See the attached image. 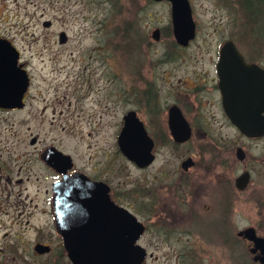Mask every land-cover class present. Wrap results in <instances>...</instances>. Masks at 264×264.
<instances>
[{"label": "rangeland", "instance_id": "1", "mask_svg": "<svg viewBox=\"0 0 264 264\" xmlns=\"http://www.w3.org/2000/svg\"><path fill=\"white\" fill-rule=\"evenodd\" d=\"M188 1L196 30L194 39L183 47L174 41L167 1L0 0V28L25 50L23 59L33 75L26 108L0 111V153L8 166H23L22 154L31 150V134L44 142L63 140L78 166L113 168L114 197L138 211L140 219L146 211L160 208L186 212L197 195L202 215L197 226L187 227L186 219L181 218L178 245L155 251L159 257L155 264H254L236 232L252 226L264 236V166L260 164L264 138L247 140L227 123L222 127L227 134L224 138L205 139L194 134L179 147L153 137L156 159L147 169L137 168L117 147L122 116L130 108L138 109L133 98L139 97L142 87H148L147 81L162 90L184 79L187 87L194 83L206 86L205 79L195 80L192 73L203 75L208 56L228 39L247 54L256 56V50L261 51L264 63V36L254 40L253 30L245 27L241 0ZM257 9V25L264 35V9L258 4ZM155 29L159 30L157 41L151 38ZM60 32L65 33V44L59 43ZM43 38L48 39L45 44ZM162 75L166 83L158 80ZM164 95L157 105L171 101ZM236 145L249 156L259 157L245 161L255 172L250 190L243 194H237L232 183L243 169L230 155ZM184 154L194 156L197 171L179 177V181L174 168L179 167ZM18 155L21 158H16ZM223 171L230 180L224 185L220 181ZM257 187L261 199L254 194ZM225 195L228 208L218 213L222 208L216 204ZM213 217H218V222L216 218L209 221ZM205 220L209 221L208 230L200 223Z\"/></svg>", "mask_w": 264, "mask_h": 264}, {"label": "flooded vegetation", "instance_id": "2", "mask_svg": "<svg viewBox=\"0 0 264 264\" xmlns=\"http://www.w3.org/2000/svg\"><path fill=\"white\" fill-rule=\"evenodd\" d=\"M242 6L240 5V8L245 15V27L249 31L253 30L255 33L253 34L254 40L261 39V36L264 35L260 33L257 25V14L254 18L249 15L246 18V5ZM260 6L264 9V5ZM255 8L257 10V5H255ZM42 25H44V22H42ZM46 26H50V23ZM3 30L0 28V66L3 63L5 55L12 56L16 54V66L20 70L25 71L28 85L22 94L23 106L21 108L0 107V111H22L26 108L27 101L29 100L33 75L28 69V62L23 59L25 50L17 45L14 37H10ZM47 41V38H43L44 44ZM66 42L67 39L59 43L65 44ZM235 46L247 64H254L264 70L261 51L256 50V56H253L251 53L247 54L240 50L236 44ZM220 47L215 53L208 56L209 65L207 70L203 72V75L192 73L195 75V80L205 79L207 82L206 86L194 83L190 87H187L185 86L186 80L184 79L183 82L177 81L171 89L162 90L161 87H156L147 81L146 85L148 84V87H142L139 91L140 93L138 92L139 97L137 99L133 98V101L139 104L138 109L130 108L123 114L122 126L123 117L128 113H132L142 123L147 137L153 143L151 149L153 160L141 169L149 168L156 159L153 137L160 138L164 144L168 141L179 147L186 145L194 134L205 139L224 138L227 134L222 129L226 128L223 124L227 123L247 140L252 141L264 138V135L255 138L247 137L230 122L224 107V96L220 87V76L217 70ZM169 77L172 78L173 76L170 75ZM158 80L166 83L164 82L163 75L160 78L158 76ZM17 86L12 84L7 86L5 75L0 72V89H3V96H5L6 87L12 89L17 88ZM132 90L131 94L135 97V90ZM162 95L170 98L171 101L157 105ZM44 109L41 111L43 112ZM174 109L178 110L181 118L189 128L188 138L180 142L174 139L175 132L169 127L170 112L174 113ZM261 113L264 115V107ZM146 122L148 123L146 124ZM210 123L217 124V128L213 129ZM151 127L150 131H152L153 136L148 131ZM28 144L31 150L22 154L25 155L22 158L23 166H15L14 164H12V167L8 166L6 158L0 153V264H74L72 257L75 258L77 254L79 261H84V252H70L69 248L73 250L110 248L113 250V204L124 210L119 211L125 213L124 215L126 216L121 221L122 223H129L128 216H130L134 217L138 224H141L143 229L135 242V244L144 249V258L141 264H155L159 259L154 254L155 251L157 252L166 245H178L179 237H176V234L181 232L179 226L182 221L181 218L186 219L185 224L187 227H190L193 224L197 226V219L199 216H202L200 214L201 210L198 208L197 200L199 197L195 195L190 200L189 210L186 212L160 208V211L157 212H153V210L146 211L144 218L140 219L138 211L131 210L127 205H123L119 201V197H114L113 186L111 184L113 181V168H102L97 165H91L87 168L85 166H78L74 157L63 143V140L56 138L50 139L49 142H44L38 135L31 134ZM224 145H226V142ZM117 147L119 149L118 144ZM211 147L217 146L212 145ZM238 149L241 151V156L237 152ZM22 155H18L16 158H21ZM230 155L234 162H238L243 167L240 173L232 178L234 191L237 194L246 193L251 188L255 170L246 165L245 161L248 157H250L251 161L253 159L257 160L259 157L253 153L249 156V153L240 145H236L230 152ZM193 157L191 154H184L180 157L179 167L177 166L179 170L176 167L174 168V173L178 175L177 180L180 181L179 177L190 176L197 171V161ZM260 157V164L264 166V152ZM225 160L230 159L226 157ZM35 168L38 170L37 173L34 172ZM75 176H79L80 178L85 176L92 182L104 183L108 188L106 195L108 201L98 202V200L104 197L103 194H67V199H71L73 202L67 201L61 205L57 192L66 180ZM240 176H246V180L241 182L240 187L237 188L236 180ZM220 181L222 185L230 182L227 171H223ZM191 186L192 183H190V189H192ZM258 187L255 188L254 194L261 199L260 195L256 192ZM218 190L221 192V189ZM256 196L253 197L254 201L256 200ZM226 199L228 201L227 195H225L222 202L216 204L220 209L222 208L219 211L217 210L218 213L228 208ZM194 201L197 202L195 203ZM96 208L105 209L97 210ZM101 216H104V218ZM214 218L218 222V217H213L209 221L213 222ZM209 221L205 220L200 223L205 225V229L208 230ZM178 226L179 229L177 228ZM246 229H252L257 237L264 239V236L259 235L252 226L245 227L236 232L237 238L245 243L251 261L254 264H262L259 260H254V257L261 256V252L258 249L251 251L255 248L254 242L245 238L244 235H238L239 232ZM225 230L228 231V228L226 227ZM225 230L223 229V233L227 234ZM149 249L152 250L149 251ZM175 252L174 250L173 254L176 255L179 261L180 255Z\"/></svg>", "mask_w": 264, "mask_h": 264}, {"label": "water", "instance_id": "3", "mask_svg": "<svg viewBox=\"0 0 264 264\" xmlns=\"http://www.w3.org/2000/svg\"><path fill=\"white\" fill-rule=\"evenodd\" d=\"M154 2L167 1L170 4V18L172 23V35L174 41L183 47L195 37V23L192 19L191 7L188 0H152ZM45 22L44 25H48ZM151 38L159 40V30L155 29L151 33ZM66 40L65 33H59V42ZM16 54L5 55L0 66V72L5 75V82L18 85L17 88L6 87L5 96L3 89H0V107L21 108L23 106L22 94L27 88L28 79L24 70L16 66ZM217 70L220 76V87L224 96V107L232 125L247 137H261L264 135V70L254 64H247L233 41L229 40L222 44L219 51V62ZM169 127L175 132L176 141H184L188 138L189 128L181 118L178 110L170 112ZM117 144L122 155L137 167L143 168L153 160L151 154L152 141L144 131L143 125L132 113L123 117V126L117 137ZM239 156L241 151L238 149ZM246 180V176H240L236 180L237 188L241 182ZM108 192L107 186L102 182H92L87 177H73L66 180L59 188V203L69 201L67 194H103V198L98 202H106ZM62 208V207H60ZM104 210L105 208H96ZM123 208L113 204V250L110 248L73 250L70 252H84L85 260L78 259L76 254L73 258L74 264H141L144 258V249L135 244L141 234L142 226L136 222L134 217L128 216L129 223L121 221L126 218ZM99 217V216H98ZM104 218V216H101ZM108 218V216H107ZM65 234V233H64ZM245 238L254 242L255 248L261 252L260 257H254L264 264V239L257 237L252 229L239 232ZM113 259V260H112Z\"/></svg>", "mask_w": 264, "mask_h": 264}, {"label": "trees", "instance_id": "4", "mask_svg": "<svg viewBox=\"0 0 264 264\" xmlns=\"http://www.w3.org/2000/svg\"><path fill=\"white\" fill-rule=\"evenodd\" d=\"M241 3L242 5H246L245 8L247 15H249L250 17L252 16L253 18L257 14L255 12L258 11V9L256 10L255 5H264L262 0H241L240 4Z\"/></svg>", "mask_w": 264, "mask_h": 264}]
</instances>
